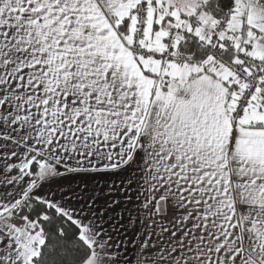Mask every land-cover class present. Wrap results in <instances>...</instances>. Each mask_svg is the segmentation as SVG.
I'll return each instance as SVG.
<instances>
[{"label": "snow or ice", "instance_id": "obj_1", "mask_svg": "<svg viewBox=\"0 0 264 264\" xmlns=\"http://www.w3.org/2000/svg\"><path fill=\"white\" fill-rule=\"evenodd\" d=\"M0 264H264V0H0Z\"/></svg>", "mask_w": 264, "mask_h": 264}]
</instances>
